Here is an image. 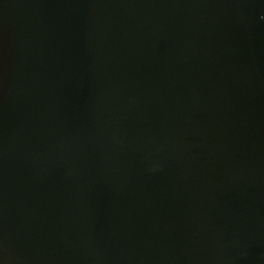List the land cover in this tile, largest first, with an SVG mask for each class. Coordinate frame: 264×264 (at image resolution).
Returning <instances> with one entry per match:
<instances>
[{"label": "water", "instance_id": "water-1", "mask_svg": "<svg viewBox=\"0 0 264 264\" xmlns=\"http://www.w3.org/2000/svg\"><path fill=\"white\" fill-rule=\"evenodd\" d=\"M0 264H264V0H0Z\"/></svg>", "mask_w": 264, "mask_h": 264}]
</instances>
